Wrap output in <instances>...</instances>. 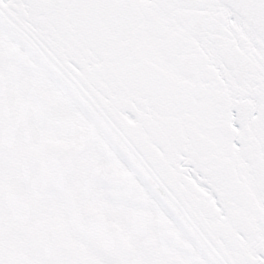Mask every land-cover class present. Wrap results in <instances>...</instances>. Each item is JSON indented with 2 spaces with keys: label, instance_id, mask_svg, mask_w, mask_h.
<instances>
[{
  "label": "snow or ice",
  "instance_id": "6c2138e0",
  "mask_svg": "<svg viewBox=\"0 0 264 264\" xmlns=\"http://www.w3.org/2000/svg\"><path fill=\"white\" fill-rule=\"evenodd\" d=\"M0 264H264V0H0Z\"/></svg>",
  "mask_w": 264,
  "mask_h": 264
}]
</instances>
